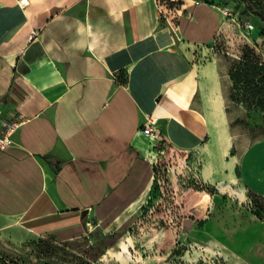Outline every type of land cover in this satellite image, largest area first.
Here are the masks:
<instances>
[{"label":"crops","instance_id":"0c3cea01","mask_svg":"<svg viewBox=\"0 0 264 264\" xmlns=\"http://www.w3.org/2000/svg\"><path fill=\"white\" fill-rule=\"evenodd\" d=\"M220 1L184 0L169 25L158 0H0V102L25 118L0 150V216L59 241L97 227L116 236L101 260L148 264L128 231L160 151L143 124L200 150L205 183L237 163L220 62L191 51L228 23Z\"/></svg>","mask_w":264,"mask_h":264},{"label":"rangeland","instance_id":"374dc122","mask_svg":"<svg viewBox=\"0 0 264 264\" xmlns=\"http://www.w3.org/2000/svg\"><path fill=\"white\" fill-rule=\"evenodd\" d=\"M158 1L162 21L174 23L175 8L184 0ZM220 4L221 12L226 6L232 9L226 15L228 23L215 41L191 51L196 63L220 62L235 139L230 151L237 163L229 172L216 174L215 184H208L201 179L200 150L177 152L163 140L158 142L160 151L154 158L158 170L150 198L128 230L137 239L140 259H149L148 264H264V112L229 96V69L243 47L251 45L264 55V34L259 29L264 28V0ZM212 186L213 195L205 190ZM193 219L195 229L189 227ZM115 238L97 227L75 240L42 238L0 216V264H126L101 260Z\"/></svg>","mask_w":264,"mask_h":264},{"label":"trees","instance_id":"16d2710c","mask_svg":"<svg viewBox=\"0 0 264 264\" xmlns=\"http://www.w3.org/2000/svg\"><path fill=\"white\" fill-rule=\"evenodd\" d=\"M247 14L245 16H249ZM259 29L264 34V28ZM229 77L232 81L230 98L236 103L247 105L248 108L264 112V55L251 45H245L240 58L232 63ZM122 79V83H127V73H124ZM261 132L264 133V127ZM213 188L212 186L205 190L213 195Z\"/></svg>","mask_w":264,"mask_h":264},{"label":"built area","instance_id":"2783aa9c","mask_svg":"<svg viewBox=\"0 0 264 264\" xmlns=\"http://www.w3.org/2000/svg\"><path fill=\"white\" fill-rule=\"evenodd\" d=\"M21 5H27L29 0H19ZM161 13H163L161 9ZM225 15H231L232 9L226 6L223 10ZM248 28L253 29L254 25L248 23ZM36 32L33 31V36ZM25 118L12 111H6L3 103L0 102V150H7L15 144L14 136L23 125ZM141 131L152 139L161 141V132L156 127V121L148 119L142 126ZM155 170H158V163H154ZM158 176V175H157Z\"/></svg>","mask_w":264,"mask_h":264},{"label":"water","instance_id":"95a60500","mask_svg":"<svg viewBox=\"0 0 264 264\" xmlns=\"http://www.w3.org/2000/svg\"><path fill=\"white\" fill-rule=\"evenodd\" d=\"M87 214V211L85 210L84 212H83V215L85 216Z\"/></svg>","mask_w":264,"mask_h":264}]
</instances>
